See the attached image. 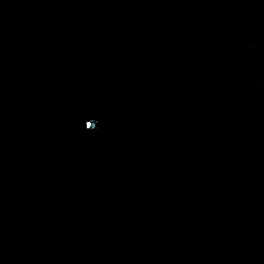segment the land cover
<instances>
[{
  "label": "water",
  "instance_id": "water-1",
  "mask_svg": "<svg viewBox=\"0 0 264 264\" xmlns=\"http://www.w3.org/2000/svg\"><path fill=\"white\" fill-rule=\"evenodd\" d=\"M0 264H264V0H0Z\"/></svg>",
  "mask_w": 264,
  "mask_h": 264
}]
</instances>
